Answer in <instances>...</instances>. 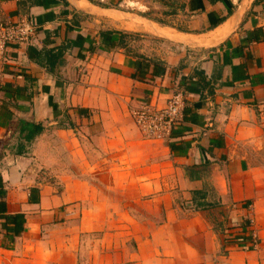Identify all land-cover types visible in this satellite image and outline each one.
Wrapping results in <instances>:
<instances>
[{"label": "crops", "instance_id": "obj_1", "mask_svg": "<svg viewBox=\"0 0 264 264\" xmlns=\"http://www.w3.org/2000/svg\"><path fill=\"white\" fill-rule=\"evenodd\" d=\"M145 1L158 20L142 17L176 38L128 30L126 15L94 6L133 34L119 31L77 0H0L1 22L36 28L31 43L9 46L0 72V201L7 216L25 218L18 237L0 220V264L34 263L25 249L41 264H114L101 254L118 242L104 238L84 257L92 248L80 238L95 231L91 218L122 215L108 202L138 198L164 220L140 240L131 232L136 248L122 264H264V0ZM175 93L185 97L183 123L169 140H145L131 111L162 108ZM187 167L199 176L190 179ZM169 173L181 203L166 195ZM195 191L207 206L195 208ZM90 201L78 226L41 224Z\"/></svg>", "mask_w": 264, "mask_h": 264}, {"label": "rangeland", "instance_id": "obj_2", "mask_svg": "<svg viewBox=\"0 0 264 264\" xmlns=\"http://www.w3.org/2000/svg\"><path fill=\"white\" fill-rule=\"evenodd\" d=\"M87 1L92 6L104 7L108 9L110 12H120L126 15L127 19L128 20L130 19L128 23H125V26L128 30L142 31L143 33L144 30H142L141 27H138L139 25L134 24L135 27H132V28L129 27V25H131L133 21H136V22L145 21L143 19L141 20L138 19L140 18L139 16H145L147 20L149 19V21L158 20L156 16L157 15L156 12L152 10L146 11L147 3L145 0H130V1L129 0H108L104 4L100 3L99 1H95V0H87ZM108 14L114 15L111 13H108ZM97 17H99L101 22H103V24L107 26L117 28V30L119 31L130 32L133 34L132 31H127L124 28V25L114 23V22H123L122 21L123 18L121 16H118L117 20L111 19L109 17L106 18L105 16L97 15ZM108 18L112 20L113 22L110 21ZM174 38H176V36ZM47 143H48L47 139L44 138L39 144V152L41 153V156L45 157V159L47 155V147H48ZM91 155H93V157L89 158V160L92 161L94 160V154H91ZM66 163H68L67 165L69 167L74 166L73 163L70 161V159H67ZM41 172L45 174L43 177L47 179L48 171L46 167H44ZM168 178L169 179L166 182L167 184L166 186L167 190L165 191L166 195L168 196L169 200L179 197V202L181 203L183 200V196L181 195V192H178L179 190L177 189L178 179H177L176 174L169 173ZM53 180H55V182L51 181V184L54 186L55 191L58 193H62L63 187H64L62 180L59 178H54ZM94 182H95V177L93 176V183ZM149 201H152V200H149V198H143V199L138 198L136 199L135 202H129V203L126 201L108 202L109 205L114 204L118 212L121 213L122 215L115 216L113 218L112 217H101V218L93 217L91 218L90 221H91V224L94 226L95 231L88 235L81 236L80 238L81 244L84 246H89V248H92V247L94 248L95 243L103 240L104 238L107 240L116 241L119 243V247L117 249L105 251L101 255H103V257L106 260L110 259L109 257L113 256L114 264H119V262L121 264L123 262H127V258L130 257L131 253L136 248V243H135L136 237L140 240V237H143L145 234L147 235V231L149 230V227L153 230L157 225L162 223V221L164 220L163 212H161L159 208L157 210V214L149 215L147 213V210L151 209L152 212H154L155 210V206L153 205V202L150 203ZM95 203H96L95 201L75 202L71 204V206H68L69 208H71V211H67V212H66V209H67L66 207L58 208L56 213H54L53 215L49 214L46 218V221L41 222V224L44 225L45 227L65 225V224H68L71 226H78L81 220V212L87 208H95ZM47 212L49 213L52 211L49 210ZM127 212L131 216H128L127 214H125ZM145 226H147L148 228L145 229ZM133 231L136 232L135 234L136 237L131 233ZM64 234L65 233L58 232L55 235L62 239ZM44 235H46L47 241H50L49 239L51 238L48 239V233L47 234L45 233ZM110 235H115V237L112 239ZM85 248H88V247H85ZM93 248L92 250L89 249L88 253L83 252V256L89 257L90 255L94 254L93 252H91L93 251ZM25 250H26V253H28L27 255H25V258H31L30 260H32L34 263L39 262L40 264L41 262L44 261L41 259L40 256H37V254H33L32 250H28V249H25ZM34 263H29V264H34Z\"/></svg>", "mask_w": 264, "mask_h": 264}, {"label": "built area", "instance_id": "obj_3", "mask_svg": "<svg viewBox=\"0 0 264 264\" xmlns=\"http://www.w3.org/2000/svg\"><path fill=\"white\" fill-rule=\"evenodd\" d=\"M36 36L35 26L26 19L15 23L0 21V72L7 63V51L12 44H29ZM186 104L182 93H175L167 104L158 108L144 104L131 111L135 126L145 140L166 141L171 139L174 132L184 120ZM257 238L252 240V248L258 249Z\"/></svg>", "mask_w": 264, "mask_h": 264}, {"label": "trees", "instance_id": "obj_4", "mask_svg": "<svg viewBox=\"0 0 264 264\" xmlns=\"http://www.w3.org/2000/svg\"><path fill=\"white\" fill-rule=\"evenodd\" d=\"M152 65H153V75L156 76L158 73L157 72L158 65L155 64L154 62L152 63ZM140 71H142V67H140L137 70V73H140ZM145 71H147V69H145ZM26 128L29 129V131H31V132H33L34 130L37 133L42 132V129L39 127L34 128L33 126L28 125V126H25V129ZM33 137H34V135L31 136V139H34ZM31 139L29 138V141H31ZM185 173L190 179H194L195 177L197 178V176H199V171L196 168L187 167V168H185ZM191 195L193 198L192 200H193V205L195 206V208H203V207L207 206V204L205 205V204L201 203V201L206 198L205 193H202V191H200V192L195 191V192H192ZM24 219L25 218L23 215L7 216L6 215V203H5V201H0V220L4 221L5 225L9 224V225L15 226V233L14 234L16 237H18L24 230L23 229Z\"/></svg>", "mask_w": 264, "mask_h": 264}, {"label": "bare ground", "instance_id": "obj_5", "mask_svg": "<svg viewBox=\"0 0 264 264\" xmlns=\"http://www.w3.org/2000/svg\"><path fill=\"white\" fill-rule=\"evenodd\" d=\"M77 5L81 8V9H83V10H86V11H91V12H93V13H95V14H98L99 16H105V17H109V18H111V19H115V20H117L118 18V16L116 15H110V14H108V13H99V12H97L96 10L97 9H95L94 8V6H92L91 4H89V3H87L85 0H77ZM76 5V6H77ZM141 20V19H140ZM233 23V22H232ZM231 23V24H232ZM134 24H136V25H139L138 27H141V29L142 30H144L145 32H150V33H154V34H157V35H160L161 37L162 36H164V37H172V38H174L175 36H174V34L173 33H171V32H169V31H167L166 29H163V28H160V27H157V26H155L154 24H151V23H149V22H147V21H142V22H136V21H133L132 23H131V25H129V27H135V25ZM234 24H235V22H234ZM134 29V28H133ZM227 29V28H226ZM222 31V30H221ZM219 32V31H218ZM224 33H222V34H220V35H218V36H216L215 38H213L211 41H212V43H217V42H219V41H221L224 37H225V35H226V32H227V30H225V28H224V31H223ZM218 34V33H217ZM153 35V34H152ZM210 38V37H209ZM204 41V40H203ZM201 42V41H200Z\"/></svg>", "mask_w": 264, "mask_h": 264}, {"label": "water", "instance_id": "obj_6", "mask_svg": "<svg viewBox=\"0 0 264 264\" xmlns=\"http://www.w3.org/2000/svg\"><path fill=\"white\" fill-rule=\"evenodd\" d=\"M77 8L78 9H80V10H82V11H84L83 9H81L78 5H77ZM85 12H86V10H85ZM88 12V11H87ZM89 12H91V11H89ZM140 18H138V19H143V20H145V21H147L144 17H142V16H139ZM147 22H149V21H147ZM150 23V22H149Z\"/></svg>", "mask_w": 264, "mask_h": 264}]
</instances>
